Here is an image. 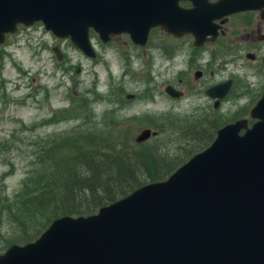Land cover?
Wrapping results in <instances>:
<instances>
[{
    "label": "water",
    "instance_id": "obj_1",
    "mask_svg": "<svg viewBox=\"0 0 264 264\" xmlns=\"http://www.w3.org/2000/svg\"><path fill=\"white\" fill-rule=\"evenodd\" d=\"M179 1L0 0V44L18 24L41 22L90 58L96 56L90 30L103 43L127 34L145 46L150 29L160 26L176 37L191 33L199 45L214 34L213 19L264 7V0H225L215 14L207 0H190L191 9ZM53 51L61 60L59 49ZM230 87L227 81L205 94L221 100ZM164 91L183 95L170 85ZM250 117L256 120L251 127L241 119L220 128L206 149L167 179L93 215L54 220L35 241L0 253V264H264V93ZM157 135L146 128L135 141Z\"/></svg>",
    "mask_w": 264,
    "mask_h": 264
},
{
    "label": "rangeland",
    "instance_id": "obj_2",
    "mask_svg": "<svg viewBox=\"0 0 264 264\" xmlns=\"http://www.w3.org/2000/svg\"><path fill=\"white\" fill-rule=\"evenodd\" d=\"M96 58L86 57L68 39H58L40 23L20 26L0 45V201L12 203L37 187L48 169L42 150L59 136L78 130L100 131L113 121H130L134 137L158 119L208 118L222 124L248 118L264 88L256 63L240 56L225 67L210 65V52L191 41L180 42L151 33L145 47L126 36L103 44L90 35ZM58 47V61L52 49ZM202 70L200 78L195 73ZM233 80L228 97L214 108L204 91ZM184 92L180 99L164 93L166 85ZM133 94V99H126ZM76 104V106H73ZM160 121V120H158ZM4 214L0 252L13 236ZM6 240H5V239Z\"/></svg>",
    "mask_w": 264,
    "mask_h": 264
},
{
    "label": "trees",
    "instance_id": "obj_3",
    "mask_svg": "<svg viewBox=\"0 0 264 264\" xmlns=\"http://www.w3.org/2000/svg\"><path fill=\"white\" fill-rule=\"evenodd\" d=\"M169 117L151 121L158 136L141 144L134 140L132 120L57 137L42 150L49 166L40 173L37 187L28 189L23 200L0 201V226L6 214L13 231L6 246L34 241L59 217L92 215L143 185L165 180L205 149L222 125L218 120L182 123Z\"/></svg>",
    "mask_w": 264,
    "mask_h": 264
},
{
    "label": "flooded vegetation",
    "instance_id": "obj_4",
    "mask_svg": "<svg viewBox=\"0 0 264 264\" xmlns=\"http://www.w3.org/2000/svg\"><path fill=\"white\" fill-rule=\"evenodd\" d=\"M222 1L225 0H207L206 2L207 4L212 5L214 8H216L215 14H217L221 12ZM178 4L181 8L184 9H191L193 7V3L190 0H180ZM211 24L212 29L214 28L215 30L214 34L208 35L201 44L196 46L194 44L195 38L191 33L177 38L166 33L161 27H154L151 29V41L156 34L158 36L164 35L165 39L171 38L180 42V44H182V42L184 41H191L197 52H210V54L212 55L210 65L219 67H225L229 63L230 59L235 56L234 53H239L240 46H243L245 53L240 56V58L246 63H256L260 65V67L262 68V70H260V77L264 83V7H262L261 9H253L226 14L225 16L213 19ZM117 37H113L112 40ZM197 72L200 74L198 77L200 78V76L202 75V70L199 69ZM225 81H231V87L229 89V92L225 95L224 99L218 101V106L228 97L233 87L232 79H226L222 82ZM263 93L264 88L261 90L259 99L262 97ZM211 101L212 106L214 107V103L216 102V100ZM253 122V120L249 119V126Z\"/></svg>",
    "mask_w": 264,
    "mask_h": 264
}]
</instances>
